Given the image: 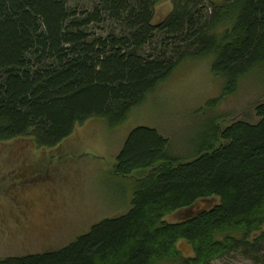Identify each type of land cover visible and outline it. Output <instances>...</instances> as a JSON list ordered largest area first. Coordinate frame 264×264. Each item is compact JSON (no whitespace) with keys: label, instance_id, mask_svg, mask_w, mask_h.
Returning a JSON list of instances; mask_svg holds the SVG:
<instances>
[{"label":"trees","instance_id":"obj_1","mask_svg":"<svg viewBox=\"0 0 264 264\" xmlns=\"http://www.w3.org/2000/svg\"><path fill=\"white\" fill-rule=\"evenodd\" d=\"M164 1L0 0V143L29 140L33 153H53L91 119L116 128L187 60L212 59L223 97L264 68V0H172L156 23ZM255 109V122L209 127L191 160L173 155L157 130L137 127L113 172L140 175L128 211L61 249L0 264H212L235 254L264 264V102ZM12 146L5 165L37 162ZM21 169L11 175L19 188ZM213 199L191 218L167 221ZM180 242L193 257H181Z\"/></svg>","mask_w":264,"mask_h":264},{"label":"rangeland","instance_id":"obj_2","mask_svg":"<svg viewBox=\"0 0 264 264\" xmlns=\"http://www.w3.org/2000/svg\"><path fill=\"white\" fill-rule=\"evenodd\" d=\"M211 1L224 4V0ZM172 10V0L160 3L154 21L162 22ZM224 88V81L212 73L210 57L187 60L116 128H110L105 120L91 119L53 153H33L29 140L0 143V259L61 249L96 223L126 213L140 175L121 179L113 172L128 135L137 127L157 130L170 140L173 155L191 160L209 127L215 132L234 121H257L256 105L264 102V68L245 76L234 95L223 97ZM216 100L219 104L209 108L208 103ZM10 146L20 153L18 158L28 156L37 162H24L27 167L23 170L21 164L17 169L5 165L4 151ZM19 168L30 183L20 188L23 183L11 176L13 172L22 174L17 172ZM217 203L216 199L199 201L167 221L186 220ZM178 249L183 259L194 256L186 242H180ZM212 264L254 263L235 254Z\"/></svg>","mask_w":264,"mask_h":264},{"label":"crops","instance_id":"obj_3","mask_svg":"<svg viewBox=\"0 0 264 264\" xmlns=\"http://www.w3.org/2000/svg\"><path fill=\"white\" fill-rule=\"evenodd\" d=\"M29 182H27V184H28Z\"/></svg>","mask_w":264,"mask_h":264}]
</instances>
